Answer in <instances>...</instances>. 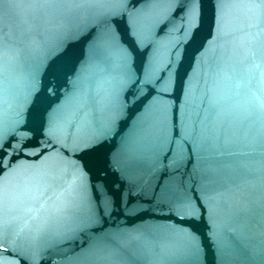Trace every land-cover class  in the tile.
Listing matches in <instances>:
<instances>
[{
  "label": "water",
  "instance_id": "obj_1",
  "mask_svg": "<svg viewBox=\"0 0 264 264\" xmlns=\"http://www.w3.org/2000/svg\"><path fill=\"white\" fill-rule=\"evenodd\" d=\"M0 30V264H264V0H0Z\"/></svg>",
  "mask_w": 264,
  "mask_h": 264
},
{
  "label": "snow or ice",
  "instance_id": "obj_2",
  "mask_svg": "<svg viewBox=\"0 0 264 264\" xmlns=\"http://www.w3.org/2000/svg\"><path fill=\"white\" fill-rule=\"evenodd\" d=\"M216 2L219 3V2H221V0H216ZM0 37H2V30H0ZM4 170H5L4 169V160L2 158H0V175L3 174ZM194 200L197 201L195 205H193ZM184 203L187 206L186 210L192 212L193 214L201 206V202L198 200V197L195 195L191 199H186ZM178 211H181V213L183 214L185 209H178ZM185 218H187V217H185ZM2 235H3V228H2V226H0V246H2V243H3ZM0 256H3L2 252H0Z\"/></svg>",
  "mask_w": 264,
  "mask_h": 264
}]
</instances>
